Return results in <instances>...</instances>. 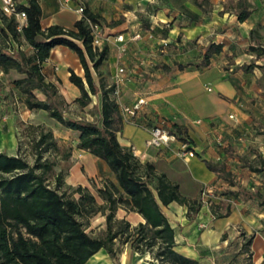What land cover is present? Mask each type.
<instances>
[{
	"label": "crops",
	"instance_id": "0c3cea01",
	"mask_svg": "<svg viewBox=\"0 0 264 264\" xmlns=\"http://www.w3.org/2000/svg\"><path fill=\"white\" fill-rule=\"evenodd\" d=\"M38 2L42 10V28L55 23L66 28L72 27L74 21L79 19L75 11L79 5L99 14L101 20L107 22L119 18V22L105 27L106 33L123 38L118 41L115 35H107V39L103 40V44L108 45L105 61L109 66V78L112 79L116 69L123 66L127 80L121 89L120 102L131 105L140 97L144 98V102L133 116L121 111L123 126L117 132L118 141L123 147L135 148L134 155L141 163L148 162L153 165L155 173H164L178 184L182 194L197 196L205 184L216 188L229 185V190H234L237 185L234 179L239 176L230 163L238 159L257 163L255 150L264 157V57H257L251 50L247 51V47H243L252 42L251 36L260 37V33H264V10L248 6L250 12L242 21L237 19L235 12L231 13L228 28L223 30L220 29L219 16L215 18L212 15L211 20L203 19L198 6L190 0H104L98 8L93 0H69L65 5L63 0ZM137 14L144 17L146 28H155L153 38L147 37V29L142 33V38H133L141 21L136 20ZM221 33L227 34V41L214 37ZM179 34L199 37L195 45L185 46L188 39L179 38ZM202 38L206 41L202 42ZM161 41H167V44ZM211 42L223 43V50L214 54L207 66L197 67L203 47ZM121 44L126 48L123 52L119 51ZM59 46L51 50L42 64V70L48 80L54 83L59 80L71 90L70 96L64 90H59L69 101L79 95V89L68 79V69L73 68L78 57H73L71 52L67 53L68 57H62L63 48ZM245 57L254 60L248 61ZM174 62L185 65L179 68L173 65ZM163 64L171 68L165 70ZM81 68L75 70L79 75L83 73ZM91 97L96 106L97 96L93 94ZM173 123L186 127L194 155H181L182 142L174 136H169L159 146L146 143L152 127H167ZM39 125L46 129L44 124ZM45 125L49 127L54 123L48 120ZM50 130L57 146L66 143L71 147L67 149L68 157L61 158L62 162L73 161L65 174L71 185L87 187L96 200L95 190L88 183V178L102 179L105 176L109 177L111 183L118 185L114 173L110 172V167L103 159L77 147L78 131L68 128L67 132L72 131L74 134L68 141L53 127ZM242 153L248 154V159L242 157ZM204 160L224 163L234 184L218 177ZM102 182L99 184L102 185ZM239 194H231L234 200L227 211L220 215H215L204 204L192 216L187 215L186 204L172 201L162 205L163 212L174 228V249L197 259L199 264H214L209 259L212 256L209 252L226 240L227 235L221 239L222 233L236 225L248 229L250 212L245 206H239L240 202L235 199ZM262 211L260 209L257 213L259 217H262ZM116 216L127 220L131 226L144 222L140 213L122 206L116 209ZM101 218L105 220L104 215ZM249 249L253 259H264V236L261 233L253 235ZM107 255L104 249H99L84 264H111ZM126 258L125 254V261Z\"/></svg>",
	"mask_w": 264,
	"mask_h": 264
},
{
	"label": "trees",
	"instance_id": "16d2710c",
	"mask_svg": "<svg viewBox=\"0 0 264 264\" xmlns=\"http://www.w3.org/2000/svg\"><path fill=\"white\" fill-rule=\"evenodd\" d=\"M15 1L18 9L25 11L26 24L18 30L15 16L5 14L0 8V70L3 73L14 70L20 74L12 82L25 95L26 107L46 110L62 126L78 131L77 147L103 159L115 174L118 185L111 183L103 189L109 206L105 216L106 228L104 234L94 236L79 215L92 210L95 196L80 185L75 188L77 196L59 190L60 175L51 185L47 173L52 170L54 162L43 156V152L56 151L58 146L51 130L37 126V134L33 136L37 150L33 163L19 153L0 151V264H84L99 249L116 259V239L131 241L134 251L151 250L161 264H199L197 259L174 249V228L162 210V205L176 201L186 204L187 215L192 216L202 205L199 196L182 194L177 183L162 172L155 173L152 164L141 163L118 141L117 132L123 126L121 110L111 98L113 84L104 81L99 69L107 56L108 45H92V34L86 21L100 23L101 16L84 7L83 15L74 21L72 27L55 23L42 28L38 0ZM236 5L239 7L237 18L242 21L250 12L247 2L237 0ZM23 44L28 45V51ZM57 45L67 46L79 59L82 75L69 68L68 79L79 89L74 100L80 107L92 102L91 95L97 96L98 116L94 120L66 116L57 84L48 80L42 70L43 62ZM251 49L256 50V47ZM222 50L221 42L204 46L197 67L207 66L210 58ZM173 65L181 68L185 64L174 62ZM163 68L169 70L171 66L163 64ZM164 130L191 148L192 140L184 125L173 123ZM255 153L257 163L243 161L252 171H264V157L256 150ZM68 155L69 152L65 151L63 158ZM204 162L218 177L234 184L224 163ZM242 191L248 196L254 195L249 190ZM227 192L238 194L240 190L223 193ZM119 203L140 213L144 222L131 226L127 220L115 218ZM123 235L124 239L121 238ZM225 236L226 232H223L221 239ZM153 246H156L155 250H152Z\"/></svg>",
	"mask_w": 264,
	"mask_h": 264
},
{
	"label": "rangeland",
	"instance_id": "374dc122",
	"mask_svg": "<svg viewBox=\"0 0 264 264\" xmlns=\"http://www.w3.org/2000/svg\"><path fill=\"white\" fill-rule=\"evenodd\" d=\"M193 2L192 4L198 6V10L203 14V19L211 20L212 15L215 18L218 16L220 19V29L223 30L228 28V19L230 18L231 13H236L239 10L236 2L237 0H190ZM95 6L98 8L101 4H103L104 0H93ZM247 7L251 6L256 10H264V0H246ZM64 5L66 4L63 2ZM214 13V14H213ZM137 19L140 21L138 23V32L141 34L140 38L143 36V32L145 29L149 30L146 32L147 37L153 38L155 33V28L152 29L147 26L145 27L143 23V16H139L137 14ZM226 17V18H225ZM226 19V21H225ZM238 19V18H237ZM118 19H110L108 22L105 20H101L99 27L102 30V42L100 47L103 45V42L107 39V35H111L114 37V33H106V26H110L113 23L112 21H118ZM151 25V24H150ZM257 30V29H256ZM183 33V32H182ZM260 37L251 36L252 42L249 44L243 45V47H247V51L251 50L257 57H264V33H260ZM116 36V35H115ZM219 36V37H218ZM214 35L215 38L222 39L223 41L228 40L227 34L221 33L220 35ZM179 38L188 39V42L185 46H193L196 43V40L199 36H189L185 37V35L179 34ZM207 39H211L208 37ZM104 40V41H103ZM202 42L206 40L204 38L201 39ZM162 44H167V41H161ZM201 44V43H200ZM256 47V50H252L251 47ZM60 48H63L61 52L62 57L67 56L69 52L73 55V57L77 58L75 52L69 49L67 46L60 45ZM23 48L27 51L29 50L28 45L23 44ZM126 49V48H125ZM120 51V49H119ZM123 52V51H122ZM51 54V52H50ZM261 55V56H259ZM107 57V56H106ZM105 57V59H106ZM244 58V57H243ZM247 58V57H245ZM103 60L102 64L99 66V69L102 72V77L107 84H110L111 80L109 78V66L108 63ZM246 60H254V58ZM264 61V59H262ZM80 63L78 58L75 60V64L73 65L74 71L79 70ZM95 78L98 79L97 75L94 73ZM20 74L16 73L14 70H11L8 73H3L0 70V142H3L0 145V151H5L8 154L11 153H19L23 157H25L30 163L34 162L36 157V149L33 145V136L36 135V127L39 126V123L44 124L46 129L50 130V127L57 130L63 138L70 141L74 134L72 131H68V128L62 126L57 120L50 117L46 110L42 109H28L25 105L24 98L25 95L21 93L14 85L12 80L14 78L19 77ZM58 85L59 90H64L68 95L71 94V90L61 84L58 80L56 83ZM61 92V91H60ZM40 96V93H37ZM62 95V93H61ZM70 96V95H69ZM121 96V95H120ZM63 97V95H62ZM70 98V97H69ZM64 102L62 103V109L66 116L73 117L77 119H81L83 121L94 120L98 116V109L94 105L93 102L80 107L79 104L74 100L70 99L67 101L63 97ZM120 102V98L118 100ZM120 108V107H119ZM53 122L54 125L49 126L45 125V122ZM39 122V123H38ZM160 126L162 129L170 128L172 126ZM1 144V143H0ZM71 148L66 143L58 145V150L51 152L44 151L43 156L52 160L54 162L52 170L47 173V176L50 180L51 185H54L55 178L57 175L61 176V184L59 186V190L65 191L67 194L72 193L74 196H77V192H75V188L78 185H71L67 179L65 174L68 171V167L73 162L72 160L68 162L61 161L63 153L67 151V149ZM79 148V147H78ZM187 148V146H186ZM130 149V148H129ZM131 150V149H130ZM180 150H182V144L180 145ZM242 157L248 159V154L242 153ZM59 155V156H57ZM257 160V159H256ZM231 166L238 171L239 178L234 179L237 185L234 186V190L236 191L239 188H249L250 192L254 195L248 196L247 193L240 190L239 197L235 199L238 200L239 206H245L246 209L250 212L251 220L248 223V229L240 225H236L235 227H230L226 232V240L220 242L217 247L211 249L212 252H209V255L212 253V256L209 258L214 261V264H246L247 262H252V264H264V259L255 260L252 257V253L249 249L250 240L256 232H259L264 236V213H262V217H259L257 213L259 210H264V173H256L251 172L248 167L243 165V161H232L230 163ZM110 172L112 170L110 169ZM113 173V172H112ZM115 175V174H114ZM102 179L105 181L102 182ZM102 179H94L88 178V183L95 190V195L97 196V200L92 207V210L88 212H83L79 215V218L86 226L87 230L94 236L102 235L105 232L106 223L103 221L101 215L106 216L109 211L108 202L106 200V195L103 192L105 186H111V182L109 181V177L102 176ZM102 182V185L99 183ZM113 184V183H112ZM212 187V191L201 198L200 194L202 188L198 192L199 199L202 204L207 205L210 209L213 210L215 215H219L227 211L229 205L234 200L233 195L231 193H223L224 191H228L229 185L224 186L223 188L213 187L211 184H205ZM204 186V185H203ZM99 189H102L99 194ZM239 191V190H238ZM117 196V195H116ZM126 207V205L119 203L118 207ZM116 208V209H117ZM264 212V211H262ZM115 218L116 211H115ZM118 219V218H117ZM123 235L121 238L124 239ZM115 249L117 258H111L109 255L108 258L111 264H120L122 261L123 264H161V260L153 257L151 250H144L143 252L134 251L131 247V241H122L119 239L115 240ZM127 249V253H126ZM156 246L152 247V250H155ZM127 256L126 261L124 260V256Z\"/></svg>",
	"mask_w": 264,
	"mask_h": 264
},
{
	"label": "built area",
	"instance_id": "2783aa9c",
	"mask_svg": "<svg viewBox=\"0 0 264 264\" xmlns=\"http://www.w3.org/2000/svg\"><path fill=\"white\" fill-rule=\"evenodd\" d=\"M65 3L69 2V0H63ZM0 8L1 10L7 14V15H11L13 14L16 18L17 21V29L21 30L22 26L26 24V14L25 11L23 9H18L17 7V3L15 0H0ZM75 11L79 14V18L83 15V11H84V6L79 5L75 8ZM88 26L91 30V34H92V45L94 47H100V44L102 42V30L99 27V24L96 22H92L89 19H86ZM141 34L139 32H135L133 34V38H140ZM116 39L118 41H122L123 38L121 35H117ZM120 52L125 50V46L124 45H120L119 46ZM127 80V73L126 70L123 66H119L116 71L113 74L112 77V82L111 84H113V90L111 93V98L114 99L119 107L120 110L123 113H126L128 115H135L137 109L139 108L140 104L144 102V98L140 97L138 98L133 104L131 105H124L121 102H118L120 95H121V89L122 86L124 85V83ZM169 136H173L168 134L164 129H162L160 126H154L151 128L150 130V135L148 137V139L146 140V143L148 145H152V146H159L161 145L163 142H165V140H167V138ZM186 144L182 143V150H181V155L183 156H192L195 154L194 150L191 148H186ZM131 151L134 155L135 153V148H131ZM212 191V187L208 186V185H204L201 191V198H203L205 195H207L208 193H210Z\"/></svg>",
	"mask_w": 264,
	"mask_h": 264
}]
</instances>
